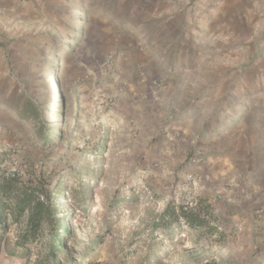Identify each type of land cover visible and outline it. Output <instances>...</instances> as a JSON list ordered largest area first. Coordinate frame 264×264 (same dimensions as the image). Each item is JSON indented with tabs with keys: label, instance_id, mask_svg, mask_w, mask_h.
<instances>
[{
	"label": "rangeland",
	"instance_id": "374dc122",
	"mask_svg": "<svg viewBox=\"0 0 264 264\" xmlns=\"http://www.w3.org/2000/svg\"><path fill=\"white\" fill-rule=\"evenodd\" d=\"M157 1L168 0H34L0 15V89L8 53L27 75L52 56L45 117L0 116V174L45 176L53 196L52 219L36 229L30 210L1 221L0 264H264V195L250 216L239 193L235 212L208 194L203 228L162 217L178 196L200 198L184 180L217 125L250 113L264 123V0H234L232 39L211 38L218 27L204 17L223 0H173L177 26Z\"/></svg>",
	"mask_w": 264,
	"mask_h": 264
},
{
	"label": "crops",
	"instance_id": "0c3cea01",
	"mask_svg": "<svg viewBox=\"0 0 264 264\" xmlns=\"http://www.w3.org/2000/svg\"><path fill=\"white\" fill-rule=\"evenodd\" d=\"M33 1L0 0V15L3 12L7 14L25 13ZM233 3L234 0L220 1L216 8L204 14V17L209 19L208 21L213 22L218 27L212 30L211 38L218 36L223 30V35H228V38L232 39L241 31L239 28L241 23L238 24L236 20V14L232 7ZM175 4L173 0H168L166 3L157 1L154 10L159 14L164 9L172 23L177 26V21H180L181 18L179 14L175 16L176 8H178L174 7ZM259 97L264 100V92H260ZM192 118L188 117L187 120ZM222 119L224 121L226 115ZM246 119L248 122L241 123L239 126H236L235 123L233 126H228V123L217 125L220 126L219 130L221 129L220 134L211 136L209 142L204 146L205 149L203 148L202 154L204 161L201 164L189 165L190 169L187 172H197L203 178V183L196 187L200 197L196 200V205L208 203L205 201L208 194L215 200L224 199V195L229 198L226 201L228 206L233 205L230 211L235 212L237 210L236 197L239 193L241 208L245 209L246 214L252 216L253 209L256 207L252 198L260 194L264 195V170L262 169L264 164V123L259 115H252L251 113ZM237 128L242 129L240 136L229 138L236 132ZM184 140V143H187L186 150H191L194 145L192 139L185 135ZM259 171L260 177L257 175ZM209 202L212 203L211 200ZM220 204H222L221 201ZM259 212L263 213L264 210L261 209Z\"/></svg>",
	"mask_w": 264,
	"mask_h": 264
},
{
	"label": "trees",
	"instance_id": "16d2710c",
	"mask_svg": "<svg viewBox=\"0 0 264 264\" xmlns=\"http://www.w3.org/2000/svg\"><path fill=\"white\" fill-rule=\"evenodd\" d=\"M40 55V50L33 52V56ZM52 56L46 51L43 53V59L30 62V67L35 63L36 69L32 70L29 75L22 73L18 74L17 68L11 62L12 55L8 53L10 60V71L8 77L0 89V116L2 113H12L13 118L25 124L29 120L35 118H44L46 111L51 105V96L49 94L50 84L48 83L47 62L51 61ZM43 91L38 93L35 86ZM66 110L60 107L59 118L64 119ZM5 120L0 122V127L6 125ZM42 136L44 145L54 144L50 136L39 132ZM56 140V139H55ZM30 183V184H29ZM52 180L45 176H37L34 180L25 182L15 175L0 174V223L2 220H7L9 217L16 218L22 216L25 211H31V228L36 229L42 223V220H51L53 214V196L50 190ZM204 205L198 203L194 209L189 212L183 210L182 206H174L168 204L164 210L162 217L167 226L173 222H177L183 218L187 226L190 228H203L206 226V221L202 217L201 209ZM13 218V219H16ZM62 231V229H60ZM30 230L21 236L26 238ZM53 250L59 249L57 244L52 246ZM50 256L49 258H52ZM51 264H57L52 260Z\"/></svg>",
	"mask_w": 264,
	"mask_h": 264
},
{
	"label": "built area",
	"instance_id": "2783aa9c",
	"mask_svg": "<svg viewBox=\"0 0 264 264\" xmlns=\"http://www.w3.org/2000/svg\"><path fill=\"white\" fill-rule=\"evenodd\" d=\"M184 181L188 184L187 186H190L188 189L192 190V187L196 189V187H199L203 183V178L200 174L189 173L186 175V178ZM186 199L178 196L177 198H175L173 203L177 205H181L184 211L189 212L190 210L193 209L194 205H196V201L193 203L192 202L193 198H190V197H186Z\"/></svg>",
	"mask_w": 264,
	"mask_h": 264
},
{
	"label": "bare ground",
	"instance_id": "6f19581e",
	"mask_svg": "<svg viewBox=\"0 0 264 264\" xmlns=\"http://www.w3.org/2000/svg\"><path fill=\"white\" fill-rule=\"evenodd\" d=\"M63 61V60H62Z\"/></svg>",
	"mask_w": 264,
	"mask_h": 264
}]
</instances>
